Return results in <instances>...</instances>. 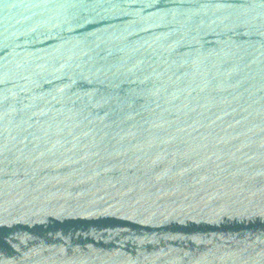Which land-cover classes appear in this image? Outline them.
<instances>
[{"label": "water", "instance_id": "water-1", "mask_svg": "<svg viewBox=\"0 0 264 264\" xmlns=\"http://www.w3.org/2000/svg\"><path fill=\"white\" fill-rule=\"evenodd\" d=\"M0 264H264V0H0Z\"/></svg>", "mask_w": 264, "mask_h": 264}]
</instances>
